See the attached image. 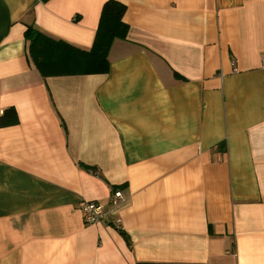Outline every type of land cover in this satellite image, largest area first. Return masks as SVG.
Returning <instances> with one entry per match:
<instances>
[{"label":"crops","instance_id":"1","mask_svg":"<svg viewBox=\"0 0 264 264\" xmlns=\"http://www.w3.org/2000/svg\"><path fill=\"white\" fill-rule=\"evenodd\" d=\"M104 1L0 0V264H264V0H117L108 72L42 77L27 25L89 49Z\"/></svg>","mask_w":264,"mask_h":264},{"label":"trees","instance_id":"2","mask_svg":"<svg viewBox=\"0 0 264 264\" xmlns=\"http://www.w3.org/2000/svg\"><path fill=\"white\" fill-rule=\"evenodd\" d=\"M126 6L117 0L102 4L94 39L89 49H81L64 40L50 37L27 25L23 36L31 65L42 77L105 74L109 70L108 52L115 39H126L128 26L123 21ZM18 122L16 110L7 107L0 115V126ZM95 172L94 168L86 166ZM115 188V186L113 187ZM137 264H161L138 262Z\"/></svg>","mask_w":264,"mask_h":264},{"label":"built area","instance_id":"3","mask_svg":"<svg viewBox=\"0 0 264 264\" xmlns=\"http://www.w3.org/2000/svg\"><path fill=\"white\" fill-rule=\"evenodd\" d=\"M260 69L264 72V52H262ZM124 200V195L119 187H111L109 201L102 204L99 201H82L80 211L83 222L86 224L110 220L113 223H119V217H113L114 209Z\"/></svg>","mask_w":264,"mask_h":264}]
</instances>
